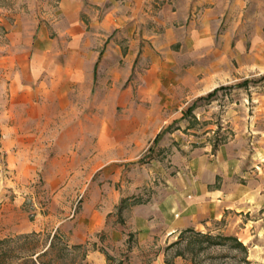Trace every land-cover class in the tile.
Instances as JSON below:
<instances>
[{"label":"crops","instance_id":"obj_1","mask_svg":"<svg viewBox=\"0 0 264 264\" xmlns=\"http://www.w3.org/2000/svg\"><path fill=\"white\" fill-rule=\"evenodd\" d=\"M257 1L0 0L1 150L17 177L44 180L53 203L83 199L58 226L71 220L69 241L91 245L92 264H108L101 247L123 264H166L161 242L229 208L228 194L209 188L211 164L209 180L184 170L164 177L147 200L129 203L123 225L108 226L139 188L125 180L123 163L167 128L169 120L142 115L172 112L177 97L264 68V35L247 23ZM202 152L192 153L198 166Z\"/></svg>","mask_w":264,"mask_h":264},{"label":"rangeland","instance_id":"obj_2","mask_svg":"<svg viewBox=\"0 0 264 264\" xmlns=\"http://www.w3.org/2000/svg\"><path fill=\"white\" fill-rule=\"evenodd\" d=\"M248 14V29L259 28L264 35V0L255 2ZM102 102L99 97L94 104ZM171 107L169 113L142 115L158 116L159 123L169 121L159 142L139 159L123 163L125 180L139 188L137 194L122 199H127V206L147 200L153 187L164 185V177L182 170L191 180L202 173V179L209 180L212 173L206 166L216 165V183L209 188H222L229 196L225 200L229 208L208 225L190 227L161 242L165 263L264 264V68L241 72L198 97H177ZM71 116L76 121L82 118ZM118 116L111 114L112 119ZM58 118L61 122L62 116ZM156 124L149 127L148 135ZM2 138L0 129V264H92L87 260L91 245L69 241L71 220L58 226L79 211L83 199L53 203L41 177H17L1 150ZM198 150L205 151L200 166L193 161L198 156L192 154ZM141 166L150 174L146 179ZM123 212L120 218L117 207L108 226L123 225ZM101 248L108 264L128 260Z\"/></svg>","mask_w":264,"mask_h":264},{"label":"trees","instance_id":"obj_3","mask_svg":"<svg viewBox=\"0 0 264 264\" xmlns=\"http://www.w3.org/2000/svg\"><path fill=\"white\" fill-rule=\"evenodd\" d=\"M160 136H161V133L156 137L155 139V143L159 142V139H160ZM127 206V199H122L120 205L118 206V211H119V216L121 218V212L122 210L125 209V207ZM52 246V244L50 245V247Z\"/></svg>","mask_w":264,"mask_h":264}]
</instances>
